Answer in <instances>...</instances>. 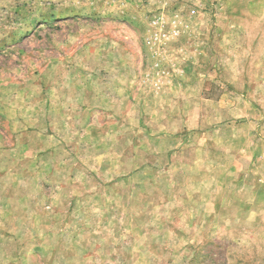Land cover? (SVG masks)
<instances>
[{
    "label": "rangeland",
    "instance_id": "rangeland-1",
    "mask_svg": "<svg viewBox=\"0 0 264 264\" xmlns=\"http://www.w3.org/2000/svg\"><path fill=\"white\" fill-rule=\"evenodd\" d=\"M0 264H264V0H0Z\"/></svg>",
    "mask_w": 264,
    "mask_h": 264
}]
</instances>
